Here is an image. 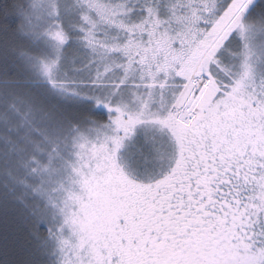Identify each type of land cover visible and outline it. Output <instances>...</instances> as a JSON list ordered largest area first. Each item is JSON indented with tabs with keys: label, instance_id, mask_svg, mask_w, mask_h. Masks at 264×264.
Returning <instances> with one entry per match:
<instances>
[{
	"label": "snow or ice",
	"instance_id": "6c2138e0",
	"mask_svg": "<svg viewBox=\"0 0 264 264\" xmlns=\"http://www.w3.org/2000/svg\"><path fill=\"white\" fill-rule=\"evenodd\" d=\"M0 264H264V0H0Z\"/></svg>",
	"mask_w": 264,
	"mask_h": 264
}]
</instances>
